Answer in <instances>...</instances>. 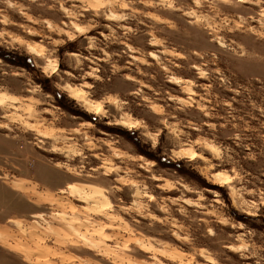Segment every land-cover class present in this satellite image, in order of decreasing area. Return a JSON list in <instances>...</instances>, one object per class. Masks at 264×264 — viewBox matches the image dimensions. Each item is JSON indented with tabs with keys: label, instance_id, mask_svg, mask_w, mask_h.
<instances>
[{
	"label": "rangeland",
	"instance_id": "1",
	"mask_svg": "<svg viewBox=\"0 0 264 264\" xmlns=\"http://www.w3.org/2000/svg\"><path fill=\"white\" fill-rule=\"evenodd\" d=\"M0 50V264H264V0H0Z\"/></svg>",
	"mask_w": 264,
	"mask_h": 264
},
{
	"label": "trees",
	"instance_id": "2",
	"mask_svg": "<svg viewBox=\"0 0 264 264\" xmlns=\"http://www.w3.org/2000/svg\"><path fill=\"white\" fill-rule=\"evenodd\" d=\"M8 55L5 56L4 52L0 50V58L5 60L6 62L10 63V64H16L12 59H11V54L7 53ZM27 70L31 71V69L29 67H27L26 65H24ZM143 155H145L147 158H149L150 160H153L155 162H157L160 166L164 167V168H168V169H173V164L170 163V165L168 163H165V161H163L164 159H161L159 156L157 155H152V154H146V153H142ZM168 164V165H167Z\"/></svg>",
	"mask_w": 264,
	"mask_h": 264
},
{
	"label": "bare ground",
	"instance_id": "3",
	"mask_svg": "<svg viewBox=\"0 0 264 264\" xmlns=\"http://www.w3.org/2000/svg\"><path fill=\"white\" fill-rule=\"evenodd\" d=\"M69 187V186H68ZM71 187V189L74 191V192H80V189L79 188H77L76 186H70ZM70 189V190H71ZM83 191V190H82ZM83 193V192H82ZM82 196V195H81ZM86 197V196H85ZM90 198V197H89ZM85 199V198H84Z\"/></svg>",
	"mask_w": 264,
	"mask_h": 264
}]
</instances>
